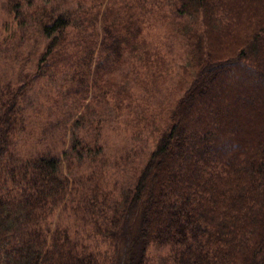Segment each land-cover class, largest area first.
Wrapping results in <instances>:
<instances>
[{"label":"trees","instance_id":"obj_1","mask_svg":"<svg viewBox=\"0 0 264 264\" xmlns=\"http://www.w3.org/2000/svg\"><path fill=\"white\" fill-rule=\"evenodd\" d=\"M19 1L10 3L18 18ZM66 3L55 16L38 18L49 39L42 60L46 70L75 79L83 102L89 93L90 100L134 99L124 77H136L155 96L152 86L166 81L167 67L149 48L145 27L149 18L167 25L166 9L179 18L173 33L184 43V62L165 106L142 99L129 112L138 131L155 130L156 141L119 201L101 188L96 172L76 187L62 172L93 166L100 151L73 126L62 156L14 164L9 135L21 91L2 101L0 174L16 194L0 196V264H146L149 244L168 246L174 264H264V0ZM100 197L104 205L110 199L109 208L116 204L111 216L95 209L104 212L96 232L110 240L111 259L64 239L59 229L49 240L44 235L40 225L57 208L75 200L95 205ZM84 209L78 203L76 212Z\"/></svg>","mask_w":264,"mask_h":264},{"label":"rangeland","instance_id":"obj_2","mask_svg":"<svg viewBox=\"0 0 264 264\" xmlns=\"http://www.w3.org/2000/svg\"><path fill=\"white\" fill-rule=\"evenodd\" d=\"M11 1L0 0V105L6 97L21 92L12 114L16 121L9 135V156L14 164L44 154L62 156L70 147L73 126L78 137L91 140L100 151L93 166L74 164L71 172L67 167H62V172L68 173L69 183L74 187L86 185L82 179L94 171L101 188L111 198L121 200L123 192L134 182L135 170L142 166L156 141L155 130L138 131L132 125L129 112L132 107L137 108L138 101L142 99L152 105L160 101L163 106L169 101L185 55L184 43L173 33L172 21L179 18L173 17L171 11L166 9L169 16L167 25L153 18L146 23L145 35L149 48L161 55L167 67L163 72L166 81L163 83L159 79L158 87L152 86V90L156 91L155 96L147 95L135 83L138 80L136 77H124L128 86L132 87L134 99L126 97L118 101L108 94L99 100H90L92 94L89 93L83 102L75 79L66 77L67 73L46 70L43 64L45 59L42 60L49 39L41 33L38 18L41 13L55 16L67 4L66 0H20L19 3L23 4L17 6L19 18L10 7ZM117 83H121L119 79ZM112 89L116 90L117 86L114 85ZM87 103L89 107L85 108ZM157 125L162 127V121ZM0 177V196L16 194L6 183V176L0 174ZM102 200L103 197H100L95 205L75 200L66 210L60 206L40 225L44 235L49 240L52 232L59 229L64 239L78 247V243L83 244L88 252L99 259H111L114 249L110 240L96 231L105 223L102 214L107 211L106 215L111 216L116 204L109 208L110 199L105 205ZM78 203L87 207L89 212L85 209L76 212ZM97 207L104 212L96 211ZM118 212H121V208ZM130 221H133L130 233L135 234L137 215ZM145 255L146 264H174L168 246L149 244Z\"/></svg>","mask_w":264,"mask_h":264}]
</instances>
